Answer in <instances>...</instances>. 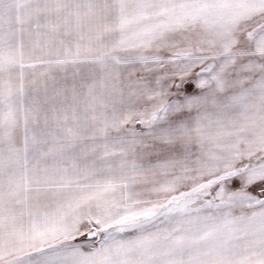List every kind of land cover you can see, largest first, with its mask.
Segmentation results:
<instances>
[{
	"label": "snow or ice",
	"instance_id": "6c2138e0",
	"mask_svg": "<svg viewBox=\"0 0 264 264\" xmlns=\"http://www.w3.org/2000/svg\"><path fill=\"white\" fill-rule=\"evenodd\" d=\"M0 264H264V0H0Z\"/></svg>",
	"mask_w": 264,
	"mask_h": 264
}]
</instances>
